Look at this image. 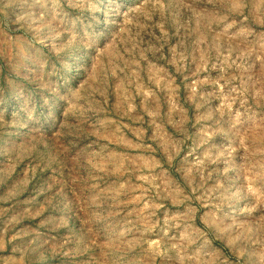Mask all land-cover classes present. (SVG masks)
Here are the masks:
<instances>
[{
  "label": "rangeland",
  "instance_id": "obj_1",
  "mask_svg": "<svg viewBox=\"0 0 264 264\" xmlns=\"http://www.w3.org/2000/svg\"><path fill=\"white\" fill-rule=\"evenodd\" d=\"M0 264H264V0H0Z\"/></svg>",
  "mask_w": 264,
  "mask_h": 264
}]
</instances>
